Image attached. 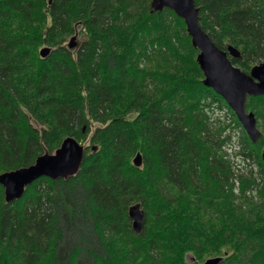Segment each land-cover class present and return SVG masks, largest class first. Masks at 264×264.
Returning <instances> with one entry per match:
<instances>
[{"label": "trees", "instance_id": "trees-1", "mask_svg": "<svg viewBox=\"0 0 264 264\" xmlns=\"http://www.w3.org/2000/svg\"><path fill=\"white\" fill-rule=\"evenodd\" d=\"M193 1L216 46L240 51L234 65L264 61V0ZM151 3L0 0V174L68 136L88 143L74 177L12 203L0 186V264H264V95L246 102L253 144L203 85L184 22Z\"/></svg>", "mask_w": 264, "mask_h": 264}, {"label": "water", "instance_id": "water-1", "mask_svg": "<svg viewBox=\"0 0 264 264\" xmlns=\"http://www.w3.org/2000/svg\"><path fill=\"white\" fill-rule=\"evenodd\" d=\"M152 7L156 11L167 8L184 21L191 44L198 51L196 62L204 79L202 83L219 95L228 108L236 116L242 129L252 143H256L261 136L257 128V121L252 112H247L248 97L264 95V61L254 65L249 73H245L234 66L231 59L240 57L239 51L228 46L222 50L210 39L199 25V10L193 0H152ZM75 37L68 43L69 48L76 46ZM51 49L42 48L41 58L50 54ZM85 146L73 137H66L54 154L45 153L38 156L34 163L27 167L0 174V186L3 188L5 203H12L20 199L26 187L40 178L52 181L66 180L74 177L83 163ZM95 150V148H93ZM264 164V150L261 153ZM133 165L139 168L142 165V156L137 153L132 160ZM131 228L135 234H140L143 228L145 212L139 205H132L128 209ZM223 257L206 259L202 264H220Z\"/></svg>", "mask_w": 264, "mask_h": 264}, {"label": "rangeland", "instance_id": "rangeland-1", "mask_svg": "<svg viewBox=\"0 0 264 264\" xmlns=\"http://www.w3.org/2000/svg\"><path fill=\"white\" fill-rule=\"evenodd\" d=\"M258 122V121H257ZM82 144H84L85 146H87L88 145V143H82ZM233 144L235 145L236 144V140L234 139V141H233ZM235 150V149H234ZM237 163L238 164H240V166L242 165V167H244L243 166V163L241 162V160L240 159H237ZM247 167V166H246ZM249 168V167H248ZM248 168H246V169H248ZM252 170H253V172L256 174V172H257V169L256 168H252ZM123 234L125 235V237H130V233L127 231V230H125L124 229V231H123ZM135 234V233H134ZM136 235V234H135ZM124 237V238H125ZM75 240H77V238L75 237ZM84 241V240H83ZM80 242H82V240L80 241L79 240V242L78 243H80ZM78 243H77V241L75 242V241H72V243H71V245H72V247L74 246V245H78ZM68 251H69V249H68ZM186 260H187V262H192L193 261V257L192 256H190V255H187L186 256Z\"/></svg>", "mask_w": 264, "mask_h": 264}]
</instances>
